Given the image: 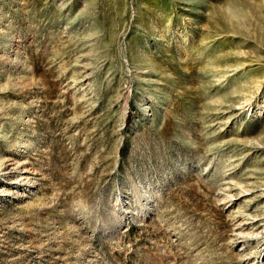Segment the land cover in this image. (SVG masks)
<instances>
[{"label": "rangeland", "instance_id": "rangeland-1", "mask_svg": "<svg viewBox=\"0 0 264 264\" xmlns=\"http://www.w3.org/2000/svg\"><path fill=\"white\" fill-rule=\"evenodd\" d=\"M0 264H264V0H0Z\"/></svg>", "mask_w": 264, "mask_h": 264}]
</instances>
